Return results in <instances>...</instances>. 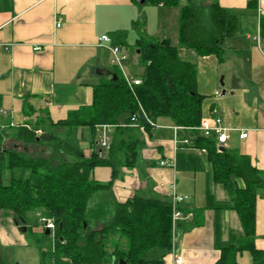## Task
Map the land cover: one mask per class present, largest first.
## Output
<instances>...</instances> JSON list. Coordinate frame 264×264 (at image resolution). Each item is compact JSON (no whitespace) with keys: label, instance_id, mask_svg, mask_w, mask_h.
I'll use <instances>...</instances> for the list:
<instances>
[{"label":"crops","instance_id":"obj_1","mask_svg":"<svg viewBox=\"0 0 264 264\" xmlns=\"http://www.w3.org/2000/svg\"><path fill=\"white\" fill-rule=\"evenodd\" d=\"M187 3L199 10L207 29L211 4L237 18L235 35L222 44L223 62L214 56L198 57L178 44L177 53L196 66L197 92L204 97L201 117L215 112L223 126L232 130L224 147L246 156L252 167L264 174V39L259 33L264 0ZM142 5L146 4L138 0H0V133L3 135L15 118L20 126H31L26 122L27 106L42 109L52 123L89 106L94 86L116 70L110 65L107 45L99 41L101 36H108L112 44L124 50L126 63L131 46L139 55L137 46L142 38H168L167 21L176 19L178 28L180 7L175 10L158 5L146 11ZM56 20L61 23L59 28L55 27ZM152 124L149 129L130 126L115 134L111 126L110 139L113 136L115 147H122L115 158V176L110 167H97L92 178L100 184H111L110 190L103 193L116 203H124L134 195L168 202L173 194L187 197L179 207L192 217L176 223L172 250L164 264H174L176 257L181 258V264H215L220 257L215 244V219L219 220L220 240L226 243L232 232H242L238 215L232 210L215 212L207 207L208 194L216 202L229 200L224 188L212 181L211 166L202 158L201 169H177V154H190L191 150L178 149L169 120L158 119ZM62 129L66 128L53 127V135L57 137L55 132ZM67 131L84 157L96 152L97 127L95 133L86 128ZM240 131L247 133L246 139H239ZM132 149L136 150L134 158L129 155ZM236 183L243 187L242 181ZM100 227L98 224L94 229ZM254 246L264 251V189L255 203ZM236 262L252 264L246 251L236 255Z\"/></svg>","mask_w":264,"mask_h":264},{"label":"trees","instance_id":"obj_2","mask_svg":"<svg viewBox=\"0 0 264 264\" xmlns=\"http://www.w3.org/2000/svg\"><path fill=\"white\" fill-rule=\"evenodd\" d=\"M181 1L143 0V3L178 8ZM208 11L209 29L192 3L179 8L177 44L198 57L214 56L221 63L222 44L235 35L238 22L235 15L217 4H211ZM259 33L264 39V18L260 19ZM137 50L145 67L139 86L129 89L116 69L112 73L114 79L110 76L94 86L89 106L69 112L66 119L57 123L49 121L46 128L29 124L18 127L15 142L26 151L44 140L50 146L46 157L18 152V144L6 148L4 135L0 133V211L27 223L28 212L40 210L45 220L54 224L52 247L39 251L40 264H118L119 261L164 264L173 244L170 203L134 195L124 203L114 202L109 220L100 228L89 230L87 218L92 197L111 188L110 183L96 182L92 172L97 167H110L115 176V158L122 147H115L111 136L102 157L93 153L86 158L74 143L56 146L61 141L53 135L52 128H86L95 133L96 127L106 125L112 126L115 134L125 132L130 126L149 129L150 123L167 119L178 128V141L189 142L178 144V149L191 150L190 154H177L176 168L196 171L202 168L205 158L211 166L212 181L229 195L228 201L216 202L208 194L207 207L215 212L235 211L241 224V234L232 232L229 242L223 243L219 220L215 219V244L220 252L215 264H237L236 255L243 251L250 254L252 264H264V251L254 246L255 203L264 189V174L236 150L223 147L224 151L219 152L214 136L204 137L195 130L201 120L204 99L196 88V66L178 56L177 46L169 38H142ZM196 150H204L205 154L198 155ZM135 151L129 152L131 158L135 157ZM66 153L75 160L65 161ZM6 173L9 179L4 183ZM237 180L242 181V188ZM41 235L51 237L44 232ZM109 245L111 252L107 251ZM0 264H8L1 250Z\"/></svg>","mask_w":264,"mask_h":264},{"label":"rangeland","instance_id":"obj_3","mask_svg":"<svg viewBox=\"0 0 264 264\" xmlns=\"http://www.w3.org/2000/svg\"><path fill=\"white\" fill-rule=\"evenodd\" d=\"M185 2L186 0H182L181 4L183 5ZM152 7V5L146 4L142 5L141 8L148 11ZM175 10L178 9L176 8ZM167 23L168 26L165 35L170 39L173 46H177V20L173 18V20H169ZM135 51L136 49H134V47L131 46L129 48L130 59L123 67L124 73L127 77L134 76L142 78L145 72V67L142 64L139 55L135 54ZM220 78L221 76L219 77L218 83H220ZM218 88L220 91L222 90L220 87ZM25 111L29 116V119H26V122L30 123L32 127L37 126L46 128L49 126V122L42 109H34L27 106ZM14 124L12 126H6L3 130V145L6 148H12L18 144L15 142L14 138L17 134L18 127L20 126L19 120L15 118ZM36 134L39 135L40 133ZM55 135L61 141L56 143V146H59L61 143H72V137H69L67 129L58 130L55 132ZM48 148H50V146L43 140L40 142L39 146L32 145L30 148L26 149V151H24L21 144H18L17 151L25 152L30 156L45 155L44 157H46V153L49 151ZM64 149L66 148L64 147ZM66 154L67 155L64 157L65 161L72 162V160H75L74 157H72V154ZM8 179V174H4V183H7ZM113 211L114 201L108 193L100 192L95 194L90 201V209L88 212L87 220L89 230L96 228L98 224H105V222L109 220V215H111ZM27 216L28 222L25 224L26 230L25 232H21L19 231L21 224L18 223L19 227L15 226L13 219L0 211V250L2 258L8 264H40L41 258L39 256V251H48L52 247V238H44L41 235L43 223L41 224L39 222L41 219H45L42 211L34 210L28 212ZM34 224H37L38 226H34ZM107 251H112V245L107 247Z\"/></svg>","mask_w":264,"mask_h":264},{"label":"built area","instance_id":"obj_4","mask_svg":"<svg viewBox=\"0 0 264 264\" xmlns=\"http://www.w3.org/2000/svg\"><path fill=\"white\" fill-rule=\"evenodd\" d=\"M61 26V23L59 20H56L55 27L59 28ZM99 41L105 45H107V49L110 53V65L114 68H116L122 78L124 79L127 87L132 90L134 86H139L141 84L140 79L127 77L123 71V66L125 61L127 60V55L124 52V50L115 44H112L108 36H101ZM260 41L259 37L256 38V43ZM34 51L39 50L38 48H34ZM209 114L205 117H201L200 123L198 127L195 128L197 132H199L204 137H210L214 136L216 140V147H224L229 140V132L232 131L230 128H226L222 124L221 118H219L217 115ZM151 126H154L152 123H150ZM111 126H98V132H99V138L96 141V154L99 157H102L104 152L109 148L110 145V131L109 128ZM175 132L178 130V128L174 127ZM39 133V132H38ZM247 138V133L240 131L239 132V139L244 140ZM174 143L178 146V144H189L188 140L178 141L177 137L175 136ZM196 153L198 155H204V150H196ZM160 166H164V162H160ZM173 190V187L170 188ZM187 202V197L183 196H176L172 195L170 200V205L172 208V215H171V221H172V232L176 226V223L191 218L192 214L190 212L185 213L179 206ZM41 223H43L41 231L44 232L45 229L49 230V235L51 238L54 235V224L51 221L41 219ZM173 234V233H172ZM182 260L180 257H176L174 259V264H181Z\"/></svg>","mask_w":264,"mask_h":264},{"label":"water","instance_id":"obj_5","mask_svg":"<svg viewBox=\"0 0 264 264\" xmlns=\"http://www.w3.org/2000/svg\"><path fill=\"white\" fill-rule=\"evenodd\" d=\"M138 1H139L141 4L143 3V0H138ZM111 77H112L113 79L115 78L114 75H111ZM218 151H219V152H223V151H224V148H223V147H219V148H218ZM13 222H14V225L17 226V227H19V226H18V223L21 224V227H19V231H21V232H25V230H26V228H25V224H26V222H25L23 219H19L18 221H16V220L13 219ZM44 234H45L46 236L49 235V230H48V229H45ZM118 264H124V262H123V261H119Z\"/></svg>","mask_w":264,"mask_h":264}]
</instances>
